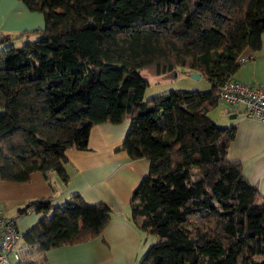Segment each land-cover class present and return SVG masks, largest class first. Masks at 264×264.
I'll return each mask as SVG.
<instances>
[{"label": "trees", "instance_id": "16d2710c", "mask_svg": "<svg viewBox=\"0 0 264 264\" xmlns=\"http://www.w3.org/2000/svg\"><path fill=\"white\" fill-rule=\"evenodd\" d=\"M20 1L44 25L0 33L10 44L0 49V177L40 171L66 181V150L87 149L93 125L128 118L119 149L149 161L129 215L156 237L138 264H264V198L228 157L236 126L208 115L238 56L260 48L264 0ZM29 35L37 38L11 44ZM177 67L209 88L143 99L141 70ZM27 209L41 213L23 233L39 253L89 241L111 218L109 205L80 195L59 205L36 198L16 213Z\"/></svg>", "mask_w": 264, "mask_h": 264}, {"label": "crops", "instance_id": "0c3cea01", "mask_svg": "<svg viewBox=\"0 0 264 264\" xmlns=\"http://www.w3.org/2000/svg\"><path fill=\"white\" fill-rule=\"evenodd\" d=\"M43 25L42 15L29 10L20 0H0V33L34 30ZM3 47L0 44V49ZM244 55L249 58L239 64L232 78L249 85H264V31L259 50L245 51ZM223 108L235 117L241 113L225 105ZM129 123L128 118L119 123H97L90 129L87 149L68 148L67 161L63 163L66 181L55 172L40 171L33 172L28 181H7L0 177V207L16 218L22 233L41 213L17 215L16 210L36 198L51 197L52 203L59 205L80 195L87 203L104 202L111 208V218L98 236L42 252L39 260H35L38 264H138L156 240L140 228L139 220L129 215L131 195L149 169L147 159H131L119 149ZM231 125L236 126V135L228 146V157L241 161L244 175L256 183L264 198V123L243 114Z\"/></svg>", "mask_w": 264, "mask_h": 264}, {"label": "built area", "instance_id": "2783aa9c", "mask_svg": "<svg viewBox=\"0 0 264 264\" xmlns=\"http://www.w3.org/2000/svg\"><path fill=\"white\" fill-rule=\"evenodd\" d=\"M248 58V55H240L237 62L242 64ZM218 101L264 123V85H249L228 78L219 87ZM30 211L27 209L23 214ZM40 257V253L24 241L16 218L0 207V264H17L21 260H39Z\"/></svg>", "mask_w": 264, "mask_h": 264}, {"label": "rangeland", "instance_id": "374dc122", "mask_svg": "<svg viewBox=\"0 0 264 264\" xmlns=\"http://www.w3.org/2000/svg\"><path fill=\"white\" fill-rule=\"evenodd\" d=\"M37 13H40L43 17V14L41 12L36 11ZM28 22V20H27ZM2 33H13V34H19L22 31H16V32H10V31H1ZM37 36L29 35L23 39V41H16L12 42L16 47L20 46L21 44L25 42H30L34 39H36ZM11 43V44H12ZM1 45L9 46L10 44H3ZM141 74L146 78L147 83L145 85V91L143 94V99H148L150 97L156 96L158 94L165 93L170 90L174 89H189V90H195V91H204L207 90L210 86L209 82L203 77L199 76L197 77L194 72H186L183 68L177 67L176 70L173 73H168L165 75L160 76H151L148 73H146L144 70H141ZM241 112V110H239ZM231 113H227L226 109L223 108V105L220 103L218 107L211 110L208 115L218 124L222 126H230L231 124L235 123L237 121V117L239 115H243L241 112L238 114L237 117H230ZM151 239L154 241V236H151Z\"/></svg>", "mask_w": 264, "mask_h": 264}, {"label": "water", "instance_id": "95a60500", "mask_svg": "<svg viewBox=\"0 0 264 264\" xmlns=\"http://www.w3.org/2000/svg\"><path fill=\"white\" fill-rule=\"evenodd\" d=\"M3 40H4L3 37L0 35V43H3ZM194 73L196 74L197 77H199L200 73H198V72H194ZM229 116L230 117H235V114L232 113Z\"/></svg>", "mask_w": 264, "mask_h": 264}]
</instances>
